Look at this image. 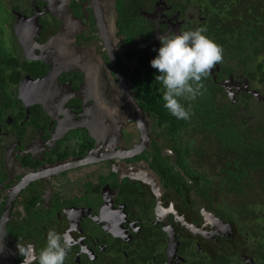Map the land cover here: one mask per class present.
<instances>
[{"label": "flooded vegetation", "instance_id": "flooded-vegetation-1", "mask_svg": "<svg viewBox=\"0 0 264 264\" xmlns=\"http://www.w3.org/2000/svg\"><path fill=\"white\" fill-rule=\"evenodd\" d=\"M1 1L9 23L12 16V38L0 42L9 76L0 83V221L10 197L15 200L0 261L23 264L17 245L28 239L38 254L54 228L72 242L65 264H194L214 248L216 264L232 257L250 264L236 252L235 224L228 222L237 216L228 201L240 195L223 194L222 187L198 194L199 186L222 180H211L198 149L186 156L182 140H170L171 130L143 108L134 89L139 76L150 80L146 70L162 35L207 30L197 0ZM127 11H137V25L121 21ZM110 54L131 83L151 141L140 154L103 160L104 152L132 150L141 136ZM218 70L210 73L215 80ZM224 76L219 84L230 100L254 103L238 96L259 91ZM30 81L46 84L31 89Z\"/></svg>", "mask_w": 264, "mask_h": 264}, {"label": "trees", "instance_id": "trees-1", "mask_svg": "<svg viewBox=\"0 0 264 264\" xmlns=\"http://www.w3.org/2000/svg\"><path fill=\"white\" fill-rule=\"evenodd\" d=\"M197 2L202 15L208 20L206 21L208 32L205 35L222 46L224 51L223 61L214 67H219L216 71V75L219 74L217 79H213V75L210 74L203 80L205 85L203 95L197 96L194 100L181 101L186 108L191 106L193 112L191 119L178 120L164 108L162 99L164 89L161 82L156 81V77L160 75L156 69L148 67L149 70L146 71L147 76L151 75L150 80H146L145 77L140 79L139 76V79L134 80V89L138 98L142 100L143 108L158 121L159 125H166L171 130L170 140L175 144L182 140L179 148L189 151L185 153L188 154L186 156L198 149L196 156L201 167L207 171H209L207 168L214 171L210 173L213 177L211 180L215 183L222 180L220 184L226 185L219 186L217 183L208 187L199 186L200 189L196 190L198 194L204 197L207 194L204 189L222 187L226 191L240 195L235 196L239 198V202L235 201L238 204L232 206L234 209L230 211L237 216L228 219L232 226L235 224L232 235L238 239L232 244L239 243L235 246L238 248L236 252L248 255L251 259L250 264H264V227L261 223L264 217V202L259 206V199L252 197V193L260 190L255 184L256 179L264 178V98L258 102L244 89L238 96L239 99L251 97L249 101L254 103L242 101L237 104L230 100L224 87L219 84L223 75L226 79L231 76L243 86L248 85L250 88L254 86L255 90H259L264 96V0H197ZM134 3L135 1L129 3L131 10ZM135 13L137 11L132 15L128 11L122 13L121 21L126 25L131 22L137 25L140 21ZM3 53L0 49V83H4L9 77L5 72L8 68V57ZM141 73L144 75L143 71ZM244 104L245 108L248 107L251 111L258 110L246 114L248 112L243 107ZM191 128L195 129L194 133L190 137H185V133ZM252 159H257L260 165L253 163ZM261 184H264V180ZM258 209L263 211L258 212ZM261 212L262 215H258ZM252 213L257 214L259 218ZM244 215H251L253 218L250 217L247 221L242 217ZM210 252L214 255L211 264L220 262L218 260L220 252L216 248ZM211 255L198 261L195 258L194 264H210L208 260L210 261ZM233 261L236 263H232ZM222 264L246 263L240 257L236 260L232 257L223 259Z\"/></svg>", "mask_w": 264, "mask_h": 264}, {"label": "clouds", "instance_id": "clouds-1", "mask_svg": "<svg viewBox=\"0 0 264 264\" xmlns=\"http://www.w3.org/2000/svg\"><path fill=\"white\" fill-rule=\"evenodd\" d=\"M206 31L200 27L180 31L179 34L162 35L158 55L151 61V67L160 73L156 81L161 82L164 89V108L178 120L191 119V106L186 108L181 101L203 95V80L223 61L222 46L205 35ZM253 96L258 102L264 98L260 93ZM71 246L68 234L59 233L54 228L48 230L46 244L38 254L31 243L17 245L24 257L23 264H65Z\"/></svg>", "mask_w": 264, "mask_h": 264}, {"label": "water", "instance_id": "water-1", "mask_svg": "<svg viewBox=\"0 0 264 264\" xmlns=\"http://www.w3.org/2000/svg\"><path fill=\"white\" fill-rule=\"evenodd\" d=\"M110 53V52H109ZM111 61L113 63L114 69H115V73L118 76V81L120 84V91H122V93L124 94L125 97V103L128 104L129 109L131 114H132V121H134L137 125L138 128L141 132V136L139 139V144L134 146V148L130 151H112L114 155L108 153V152H104V154H100V157L103 160H111V158L117 156L118 158H126L129 156H132L134 154H140L142 153L145 149H148V146L150 144L151 141V136L149 134V123L147 121V118L145 117L144 111L142 109V107L137 103V101L134 98V95L131 91V83L128 81L127 77L122 73V71L120 70L119 65L117 64V61L115 59V56L111 55ZM29 83H31V89H33L34 87H37L39 85H44L46 84V81L42 82V81H30ZM24 95L26 94V92H24ZM256 95L258 96V94L256 93ZM259 98V97H257ZM123 120L125 119L124 117L122 118ZM121 120V121H123ZM120 125V123H119ZM126 152V153H125ZM100 160V158L98 159V161ZM102 161V160H100ZM90 164V163H94L93 159L91 160H87L84 162V164ZM137 169H146L145 166H140ZM15 200V196H11L8 203H7V207L4 211L3 217L1 218L0 221V250H2L4 248V243H5V239H6V232L8 229V225H9V221L11 219V208L13 205V202ZM0 264H6L5 263V259L3 258L2 262L0 261Z\"/></svg>", "mask_w": 264, "mask_h": 264}, {"label": "rangeland", "instance_id": "rangeland-1", "mask_svg": "<svg viewBox=\"0 0 264 264\" xmlns=\"http://www.w3.org/2000/svg\"><path fill=\"white\" fill-rule=\"evenodd\" d=\"M6 15H10V13H9V11H7L6 9H4V7H3V5H2V1L0 0V42H4V39H6V42H8L12 37L11 36H9V33H8V27L10 26V23H11V21H12V16H11V21H10V23L8 22V17L6 16ZM11 43V47H12V50H13V52H15L16 51V47H14V42H10ZM225 54V53H224ZM233 83V82H232ZM234 84V83H233ZM246 86V85H245ZM263 86H264V84H263ZM250 88V87H249ZM250 89H252V90H254L255 89V87L254 86H252ZM259 91V90H258ZM261 93V92H260ZM254 95V93H251V96H253ZM256 95V94H255ZM259 95V94H258ZM260 95H262V93L260 94ZM257 96V95H256ZM230 97V96H229ZM231 98L232 99H234V96H231ZM244 108L246 107V105L244 104V106H243ZM245 109H247V112L248 113H246V114H251V112L252 111H254L255 112V110H258V109H252V111L247 107V108H245ZM258 113H261V112H258ZM190 133H193L191 130H190ZM192 135V134H191ZM232 153H234V152H232ZM252 162L253 163H255V164H258V165H260V163L258 162V160L257 159H252ZM222 167V166H221ZM211 172H213L214 173V171L213 170H211L210 172H209V174L211 173ZM215 174H217V169H215ZM212 175V174H211ZM262 180V181H261ZM263 180H264V178L263 177H260L259 179H256V181H255V184L257 185V187H258V189H260V190H258V192H255V193H252V197L253 198H258L257 200H258V205L260 206L261 204H262V202H264V187H263V185L261 184V183H263ZM220 184V182L217 184V185H219ZM108 187V186H107ZM217 188H221V187H217ZM109 189V188H108ZM107 189V190H108ZM223 191H224V193L223 194H225V189L223 188ZM262 191V192H261ZM107 192V191H106ZM261 198V199H260ZM84 202H86L87 203V206H91V204H92V202H93V199L90 197L89 199H87V200H83ZM239 202L238 200H232V199H230L228 202H229V204L230 205H232V206H234L235 207V205H237L238 203H236V202ZM231 206V207H232ZM262 207V206H261ZM226 208H228L227 206H226ZM261 211H263L262 209H260ZM259 209H258V212L260 211ZM262 213L263 212H261V213H258V215H262ZM253 214V216L255 215V213H252ZM243 218L245 217V219L247 220V221H249L250 220V217L251 218H253L251 215H244V216H242ZM255 217H257V218H259V216H257V214L255 215ZM249 218V219H248ZM244 222H246V221H244ZM261 223L263 224V227H264V217H262V221H261ZM21 223H19L18 222V219L17 218H15L14 220H13V223H12V225H13V227L14 228H16L17 226H19ZM21 239V238H20ZM260 241H262L261 239H260ZM24 242H26L27 244H29V243H31L28 239H25V241ZM23 242V243H24ZM263 242V241H262ZM254 244V243H253Z\"/></svg>", "mask_w": 264, "mask_h": 264}]
</instances>
